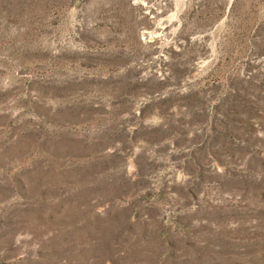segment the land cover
Masks as SVG:
<instances>
[{"label":"rangeland","instance_id":"obj_1","mask_svg":"<svg viewBox=\"0 0 264 264\" xmlns=\"http://www.w3.org/2000/svg\"><path fill=\"white\" fill-rule=\"evenodd\" d=\"M0 264H264V0H0Z\"/></svg>","mask_w":264,"mask_h":264}]
</instances>
